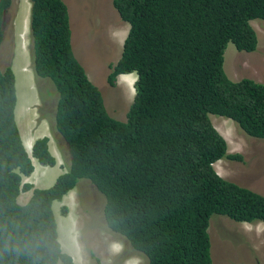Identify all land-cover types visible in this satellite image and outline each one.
<instances>
[{
  "label": "trees",
  "instance_id": "1",
  "mask_svg": "<svg viewBox=\"0 0 264 264\" xmlns=\"http://www.w3.org/2000/svg\"><path fill=\"white\" fill-rule=\"evenodd\" d=\"M11 0H0V21ZM129 25L120 59L107 82L136 74L126 121L109 116L102 96L73 54L63 0H30L31 69L52 83L41 114L58 139L67 171L47 189L22 184L31 157L55 166L48 138L23 145L14 110L15 77L0 70V264H73L58 241L52 211L79 180L105 199L108 231L147 264H212V216L264 224V196L220 177L213 165L240 159L209 115L229 119L264 141V84L234 82L224 51L256 50L251 21L264 23V0H112ZM3 28L0 24V46ZM32 191L25 205L17 198ZM66 209H62V215Z\"/></svg>",
  "mask_w": 264,
  "mask_h": 264
},
{
  "label": "rangeland",
  "instance_id": "2",
  "mask_svg": "<svg viewBox=\"0 0 264 264\" xmlns=\"http://www.w3.org/2000/svg\"><path fill=\"white\" fill-rule=\"evenodd\" d=\"M63 2L68 9L71 47L75 58L90 82L100 91L109 116L125 122L134 99V76L117 77L112 86L108 84L107 77L111 72L110 65H115L120 59L129 25L120 19L112 0ZM29 15L30 0H11L9 26L4 31L0 46V70L9 67L15 77L14 116L25 149L31 153L27 146L32 145L35 138L47 137L54 141L58 151L60 161H56L55 166L45 167L32 159L33 173L22 178V184L47 189L67 171L68 161L59 149L58 139L50 132L49 120L40 116L53 110L54 102L44 97L55 89L51 82L36 79L31 69ZM250 24L256 33V50L246 54L227 44L223 70L234 82L248 78L264 84V23L253 20ZM21 46L24 53L20 52ZM209 118L226 140L228 153L240 157L239 160L222 159L216 162V168L213 166L216 173L225 180L264 196V141L244 135L226 118L215 115H209ZM49 152L54 155L50 146ZM71 191L62 201L52 204V211L59 244L64 253L72 256L73 264H147L123 240L115 238L108 231L103 213L105 199L96 188L81 179ZM31 195L32 191L22 192L17 202L25 205ZM63 208L66 209L64 215ZM209 222L207 231L211 241L212 264H264V224L237 223L222 216H212ZM117 241H121L124 247L119 257L114 252L118 245L112 244Z\"/></svg>",
  "mask_w": 264,
  "mask_h": 264
},
{
  "label": "clouds",
  "instance_id": "3",
  "mask_svg": "<svg viewBox=\"0 0 264 264\" xmlns=\"http://www.w3.org/2000/svg\"><path fill=\"white\" fill-rule=\"evenodd\" d=\"M125 75H133L134 76V83H133V86H135V82L137 80V77H136V74L134 73H131V74H122V75H119L117 77H121V76H125ZM117 80V79H116ZM115 80V82H116ZM134 94H135V89H134ZM229 120V119H228ZM231 121V120H230ZM233 122V121H232ZM234 123V122H233ZM235 124V123H234ZM218 132V131H217ZM225 140V139H224ZM226 141V140H225ZM227 143V142H226ZM33 145V144H32ZM30 151V150H29ZM27 154L29 155V157H31V153H29L27 150H26ZM34 159V158H33ZM35 160V159H34ZM31 161H32V157H31ZM34 167V166H33ZM221 177V176H220ZM72 192V191H71ZM69 194V193H68ZM257 224V223H256ZM112 244L114 245H118L117 248H115L114 252H115V256H121L122 253H123V250H124V247L122 246L121 244V241H117V242H113ZM69 255V254H68ZM70 256V255H69ZM72 258V256H70ZM129 261V260H126V262Z\"/></svg>",
  "mask_w": 264,
  "mask_h": 264
},
{
  "label": "crops",
  "instance_id": "4",
  "mask_svg": "<svg viewBox=\"0 0 264 264\" xmlns=\"http://www.w3.org/2000/svg\"><path fill=\"white\" fill-rule=\"evenodd\" d=\"M22 51H24L23 50V48H22V46H21V51L20 52H22ZM22 53H24V52H22ZM16 122V121H15ZM18 127V126H17ZM19 130V129H18ZM51 135V134H50ZM50 135H46V136H49L50 137ZM37 138H35L34 140H36ZM48 144H49V146L52 148V152H53V154L54 155H52L54 158H55V162L56 161H60V157H59V154H58V151H57V149H56V147H55V144H54V141H51V138L49 139L48 138ZM49 146H48V148H49ZM56 156V157H55ZM56 164V163H55ZM29 200V199H28Z\"/></svg>",
  "mask_w": 264,
  "mask_h": 264
},
{
  "label": "flooded vegetation",
  "instance_id": "5",
  "mask_svg": "<svg viewBox=\"0 0 264 264\" xmlns=\"http://www.w3.org/2000/svg\"><path fill=\"white\" fill-rule=\"evenodd\" d=\"M8 20H9V9L3 13L0 21L1 27L3 28V35H4V31L6 32L8 29L9 26Z\"/></svg>",
  "mask_w": 264,
  "mask_h": 264
},
{
  "label": "bare ground",
  "instance_id": "6",
  "mask_svg": "<svg viewBox=\"0 0 264 264\" xmlns=\"http://www.w3.org/2000/svg\"><path fill=\"white\" fill-rule=\"evenodd\" d=\"M127 33H128V32H127ZM125 34H126V33H125ZM125 34H124V36H125ZM116 36H117V35H116ZM119 36H120V38H121V37L123 36V33L120 34ZM117 37H118V36H117ZM122 41H123V40H122ZM119 42H120V40H119ZM123 42H124V41H123ZM120 43H122V42H120ZM121 45H122V44H121ZM121 45H120V46H121ZM121 50H122V49H121ZM32 146H33V145H28L27 148L31 151ZM32 159H33V158H32ZM32 162H33V161H32ZM215 165H216V164L213 165L214 168H216ZM18 199H19V198H18Z\"/></svg>",
  "mask_w": 264,
  "mask_h": 264
}]
</instances>
